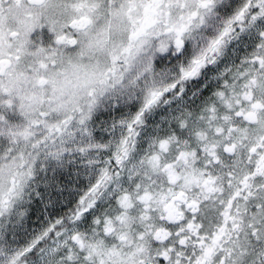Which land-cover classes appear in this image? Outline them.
<instances>
[{"label": "snow or ice", "instance_id": "1", "mask_svg": "<svg viewBox=\"0 0 264 264\" xmlns=\"http://www.w3.org/2000/svg\"><path fill=\"white\" fill-rule=\"evenodd\" d=\"M0 264H264V0H0Z\"/></svg>", "mask_w": 264, "mask_h": 264}]
</instances>
